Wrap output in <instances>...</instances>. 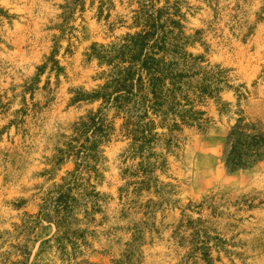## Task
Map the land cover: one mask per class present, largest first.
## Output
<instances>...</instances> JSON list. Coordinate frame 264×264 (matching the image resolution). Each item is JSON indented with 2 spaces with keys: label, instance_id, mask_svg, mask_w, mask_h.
Wrapping results in <instances>:
<instances>
[{
  "label": "rangeland",
  "instance_id": "374dc122",
  "mask_svg": "<svg viewBox=\"0 0 264 264\" xmlns=\"http://www.w3.org/2000/svg\"><path fill=\"white\" fill-rule=\"evenodd\" d=\"M111 1L99 14L98 0H0V264H264V158L236 171L223 160L239 115L264 131V0H179L188 52L231 70L247 93L224 91L222 113L200 106L202 128H157L142 153L114 109L72 101L110 70L87 58L91 46L136 31L139 0ZM55 46L60 71L39 73ZM98 111L115 123L92 181L99 195L63 236L45 204L78 160L58 163V150Z\"/></svg>",
  "mask_w": 264,
  "mask_h": 264
},
{
  "label": "trees",
  "instance_id": "16d2710c",
  "mask_svg": "<svg viewBox=\"0 0 264 264\" xmlns=\"http://www.w3.org/2000/svg\"><path fill=\"white\" fill-rule=\"evenodd\" d=\"M98 2L99 14L113 5L111 0ZM133 13L134 33L125 34L120 42L109 46L93 44L87 55L109 67L108 73H103L104 84L90 93H76L72 101H101L103 109H114L115 117L123 120L120 130L131 140L134 152L142 153L151 150L164 135L158 134L157 128L168 133L178 132L183 126L202 128L208 121L200 106L211 100L222 113L231 106L222 99L224 91H232L237 99L247 92L243 84H232L231 70L188 52L192 41L184 33L179 0H139ZM57 50L55 46L46 63L38 68L39 73L49 66L51 71H60L55 59ZM25 90H32V86ZM73 132L64 150H58L56 162L66 157L78 162L62 184L54 185L45 204L48 215H52L48 219L63 236L75 234L67 226L76 209L99 195L92 181L101 178L98 164L105 157L100 146L109 142L115 123L98 111L80 119ZM263 158L264 131L239 115L225 141V167L230 171L246 169Z\"/></svg>",
  "mask_w": 264,
  "mask_h": 264
}]
</instances>
